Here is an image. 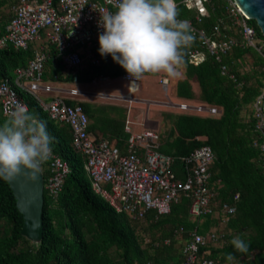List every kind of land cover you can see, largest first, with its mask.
Returning <instances> with one entry per match:
<instances>
[{
  "label": "trees",
  "instance_id": "obj_1",
  "mask_svg": "<svg viewBox=\"0 0 264 264\" xmlns=\"http://www.w3.org/2000/svg\"><path fill=\"white\" fill-rule=\"evenodd\" d=\"M20 1L0 0V40ZM183 1L175 0L177 18L187 20L192 29L219 40L214 37V30L219 27L223 37L242 42L227 2L207 0V16L198 21L197 12L187 9ZM249 25L263 47L264 36L257 23L249 21ZM191 34L194 36L193 32ZM194 37L182 64L185 78L178 82L176 95L189 102L217 106L222 114L216 118L167 115L164 121L170 129L160 138L158 151L175 159L173 171L182 181L183 160L197 149L210 146L216 156L210 186L214 204L217 208L227 205L234 208L235 213L226 215V222H222L221 213L196 218L190 212L192 199L186 196L172 205L168 215L148 211L144 218L136 219L131 214L116 211L94 191L86 169L87 158L74 149L68 125L52 120L31 95L17 89L29 112L46 125L48 134L54 138V153L69 164L70 172L57 198H51L44 190L43 237L39 243L22 236L24 217L11 186L0 178V264H181L183 247L195 232L205 238L215 235L219 241L202 247V259L216 264H264V155L260 151L261 141L254 132L253 114V105L264 88V52L262 55L240 46L222 63L207 54L205 60L195 66L189 61V51L201 49L202 38L200 35ZM48 50L49 60L43 74L47 80L46 73L50 71L55 77L65 72L58 53L52 47ZM33 57L31 46L25 51H15L11 47L0 49V80H8L14 86L15 72L25 69ZM222 65L227 66V74L222 73ZM104 72V66H99L85 80L79 69L78 80L92 82ZM126 73L123 70L119 76ZM72 80L73 75H69L63 82ZM193 82L199 85L198 93ZM72 104L83 106L90 121L99 125L98 112L95 114L91 104L77 101ZM101 111L100 108L99 113ZM7 119L0 112V125ZM112 127V133L121 131L118 145L125 153L127 140L124 137L128 136L124 134V126L118 122ZM41 169L46 184L49 171L45 163ZM235 236L248 244L246 253L235 251L229 243ZM228 253L235 256V262L226 260Z\"/></svg>",
  "mask_w": 264,
  "mask_h": 264
},
{
  "label": "built area",
  "instance_id": "obj_2",
  "mask_svg": "<svg viewBox=\"0 0 264 264\" xmlns=\"http://www.w3.org/2000/svg\"><path fill=\"white\" fill-rule=\"evenodd\" d=\"M228 4V12L236 27L240 30L242 42L229 37H223L219 27L214 30L215 40L194 29V36L200 35L201 49L189 51V61L198 66L209 54L218 62L237 47L244 46L254 49L263 55L256 32L249 25V19L232 0H224ZM116 0H21L14 8V18L0 40V49L11 47L15 51H25L32 44L42 42L48 48H34V57L27 67L15 72L14 87L8 80H0V112L8 118L16 101L25 102L18 96L17 89L31 95L50 118L58 123L66 124L72 133L74 149L87 158L86 169L92 179L94 191L101 195L118 212H126L136 219H142L148 211L157 215H168L172 205L181 196L192 199L191 215L196 218L222 214V222L226 215L234 214L235 209L227 205L217 208L212 193V168L216 160L210 146H203L183 160L185 174L183 180H178L173 168L175 159L163 155L159 150V136L154 131L141 134L131 133L130 125L126 131L131 134L125 153L119 147L111 145L103 139L95 141L90 135L91 121L80 104H72L81 92L78 89L64 91L67 95L54 98L50 103L42 99V95L53 91L45 84L44 68L49 60V47L58 53L61 65L68 75H73V83H78V70L84 64L81 51L93 47L103 28L98 25L101 16L115 11ZM207 0H184L189 10L198 14L197 20L207 16L205 4ZM176 8L177 4L175 3ZM93 64H99L94 53L90 52ZM228 68L222 65V73L227 74ZM145 73L144 75H153ZM141 76V77H142ZM134 79L128 73L123 79L128 83L130 93L127 100L133 101L135 93L140 88V80ZM164 87L169 85V79L163 78ZM264 88L253 105L254 132L261 141L260 151L264 155V113L262 102ZM26 105V104H25ZM180 112L195 114L200 117H220L222 111L217 106L204 103L190 105L181 103L173 105ZM257 146V143L254 144ZM49 177L45 191L55 199L63 189V183L70 172L69 164L62 160L52 149L51 158L45 162ZM218 238L209 235L206 238L195 232L189 242L183 247L184 261L181 264H216L200 257L202 247L206 244H217Z\"/></svg>",
  "mask_w": 264,
  "mask_h": 264
},
{
  "label": "clouds",
  "instance_id": "obj_3",
  "mask_svg": "<svg viewBox=\"0 0 264 264\" xmlns=\"http://www.w3.org/2000/svg\"><path fill=\"white\" fill-rule=\"evenodd\" d=\"M114 7L98 22L99 54L110 55L134 79L145 73L176 75L195 37L189 22L177 18L175 0H116ZM53 139L27 105L16 101L0 125V178L11 180L23 170L26 180L34 181L51 158ZM229 243L240 253L249 249L240 236ZM226 260L235 262V256L228 253Z\"/></svg>",
  "mask_w": 264,
  "mask_h": 264
},
{
  "label": "crops",
  "instance_id": "obj_4",
  "mask_svg": "<svg viewBox=\"0 0 264 264\" xmlns=\"http://www.w3.org/2000/svg\"><path fill=\"white\" fill-rule=\"evenodd\" d=\"M90 52L94 53L95 59L99 61V64H93L92 58H90ZM81 55L84 57V64L80 67V76L83 77L85 80L91 77L92 70H96L99 66H104V70H106V73L99 78L101 79V83H97L96 78L92 82H78L74 84L73 82H63L66 76L68 77L69 75L66 72H59L58 76H53L54 73L50 71L49 73H46L47 77L49 80H45V84L51 86L53 88L52 93L50 94H45L42 95V99L47 103L51 102L54 98H58L59 96H65L66 93L64 91H68L71 89H78L81 92V95L77 98L74 99V101L77 102H83V103H89L93 106L94 112L96 114V111L98 112V126H95V121L91 120V127H90V135L92 139L95 141H101L103 139H107L110 141L111 145L119 147V137L122 136L121 131L115 133H112L111 128L112 124L121 123L124 126V131L128 137H124L125 140L128 141L131 137V134H129L126 131L127 125H130L131 133L133 134H141L145 131H154L158 134L159 136V141L158 144L159 146L161 145L160 143V138L164 136L166 132H168L170 129L169 124L165 125V121L163 117H161L160 121H149L148 119L144 122V125H141V123L135 122L131 123L130 116L131 115H137L140 114L142 107H136L135 105H140L142 103L141 100H127L126 95L130 93L129 90V85L128 83L123 79L122 71L124 70L122 67H120L119 64L115 63L112 60V57L110 55L102 57L99 54V42L97 41L96 44L91 47V48H85V50H82ZM178 69L176 75L173 77L167 75L166 73H162V79L163 78H168L169 79V85L167 87H163L164 92H166L167 96V103L163 102H149L148 104H153V105H168L170 108V113H167L165 115H177V114H189V115H195V114H190V113H183L180 112L178 108L175 106L169 105V102H171L173 105H179L181 103H186L190 105H197L201 102L199 101H186L183 99H180L176 95V90H177V84L180 80L185 78V68H183L181 72V75H178ZM57 74V72H56ZM151 76V75H148ZM53 78V79H50ZM121 82L127 84L128 87V92L121 94V89H123L124 85L121 84ZM195 84V91L198 93L199 92V85L197 82H193ZM126 86V85H125ZM110 89L113 92L109 93H101L96 91V89ZM121 90V91H120ZM120 91V92H119ZM138 91H141V88H139ZM137 91V92H138ZM178 102V103H177ZM102 109V111L99 113V109ZM107 115V117H101L102 115ZM198 116V115H197ZM204 118V117H203ZM142 128V130H140ZM120 134V135H119ZM125 136V135H124ZM127 144L124 148V151L126 152L127 150ZM121 149V148H120Z\"/></svg>",
  "mask_w": 264,
  "mask_h": 264
},
{
  "label": "water",
  "instance_id": "obj_5",
  "mask_svg": "<svg viewBox=\"0 0 264 264\" xmlns=\"http://www.w3.org/2000/svg\"><path fill=\"white\" fill-rule=\"evenodd\" d=\"M250 21H255L264 36V0H232ZM264 113V99L262 102ZM22 172L11 180L5 179L11 186L19 211L24 217L22 236L33 243H39L43 237V206L45 177L41 169L34 181L26 180Z\"/></svg>",
  "mask_w": 264,
  "mask_h": 264
},
{
  "label": "rangeland",
  "instance_id": "obj_6",
  "mask_svg": "<svg viewBox=\"0 0 264 264\" xmlns=\"http://www.w3.org/2000/svg\"><path fill=\"white\" fill-rule=\"evenodd\" d=\"M5 12H8L6 10H4ZM44 46L46 48H48V45L46 43L42 42H38L35 44H32L31 47L39 49V47ZM178 75H181V72L183 70V65H180L178 67ZM161 73H154L151 76L148 75H144L141 77L140 80V88L141 91H138L135 93L134 95V100H141L142 103L140 105H135L136 107H142L141 109V113L137 114V115H131L130 119H131V123H135V122H140L141 125H144V122L148 119L149 121H160L161 117H163V119H165L167 117V113H170V108L168 105H151L148 104L149 102H163V103H167V96H166V92H164L162 84H161V80H162V74ZM167 74V73H166ZM169 75V74H167ZM171 77H173L174 75H169ZM97 83H101V79L98 78ZM76 84V83H74ZM122 85H124L123 89H121V94L127 93L128 92V87L127 84L121 82ZM126 85V86H125ZM194 85V89L195 88V84ZM96 91L101 92V93H109V92H113L110 89H105V88H101V89H96ZM119 91V92H120ZM178 103V102H177ZM168 104V103H167ZM103 117H107V115H102ZM165 125H167V122L164 123ZM140 130H142V128H140Z\"/></svg>",
  "mask_w": 264,
  "mask_h": 264
}]
</instances>
